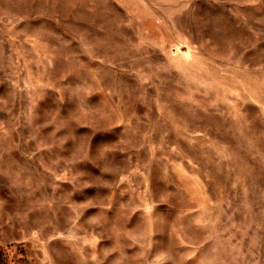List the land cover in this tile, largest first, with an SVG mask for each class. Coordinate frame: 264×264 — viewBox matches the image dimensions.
Masks as SVG:
<instances>
[{"label": "rangeland", "instance_id": "374dc122", "mask_svg": "<svg viewBox=\"0 0 264 264\" xmlns=\"http://www.w3.org/2000/svg\"><path fill=\"white\" fill-rule=\"evenodd\" d=\"M0 264H264V0H0Z\"/></svg>", "mask_w": 264, "mask_h": 264}]
</instances>
